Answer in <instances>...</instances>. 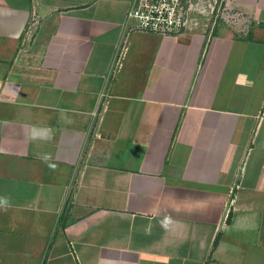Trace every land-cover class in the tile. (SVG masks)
Returning a JSON list of instances; mask_svg holds the SVG:
<instances>
[{"label":"crops","instance_id":"0c3cea01","mask_svg":"<svg viewBox=\"0 0 264 264\" xmlns=\"http://www.w3.org/2000/svg\"><path fill=\"white\" fill-rule=\"evenodd\" d=\"M131 2L0 0V264H264V0Z\"/></svg>","mask_w":264,"mask_h":264},{"label":"built area","instance_id":"2783aa9c","mask_svg":"<svg viewBox=\"0 0 264 264\" xmlns=\"http://www.w3.org/2000/svg\"><path fill=\"white\" fill-rule=\"evenodd\" d=\"M189 9L190 0H132L125 27L143 33L178 35L186 29Z\"/></svg>","mask_w":264,"mask_h":264}]
</instances>
